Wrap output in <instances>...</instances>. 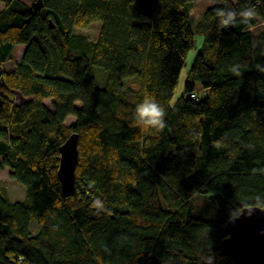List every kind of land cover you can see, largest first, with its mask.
<instances>
[{
  "label": "trees",
  "instance_id": "1",
  "mask_svg": "<svg viewBox=\"0 0 264 264\" xmlns=\"http://www.w3.org/2000/svg\"><path fill=\"white\" fill-rule=\"evenodd\" d=\"M213 1L192 24L191 0H0V170L25 188L13 203L0 187V264H201L210 247L215 264H235L220 250L225 224L264 195V0ZM248 7L254 19L221 27L217 8ZM94 23L95 41L76 32ZM145 96L165 108L163 130L136 123ZM73 134L65 197L60 148Z\"/></svg>",
  "mask_w": 264,
  "mask_h": 264
},
{
  "label": "water",
  "instance_id": "2",
  "mask_svg": "<svg viewBox=\"0 0 264 264\" xmlns=\"http://www.w3.org/2000/svg\"><path fill=\"white\" fill-rule=\"evenodd\" d=\"M79 136L70 135L60 148V163L57 172L62 194L71 197L75 193V170L78 164ZM249 207L229 220L224 227L227 236L222 241V255L230 257L235 264H264V209L254 210L250 215Z\"/></svg>",
  "mask_w": 264,
  "mask_h": 264
},
{
  "label": "rangeland",
  "instance_id": "3",
  "mask_svg": "<svg viewBox=\"0 0 264 264\" xmlns=\"http://www.w3.org/2000/svg\"><path fill=\"white\" fill-rule=\"evenodd\" d=\"M191 2L193 5V8L190 12L189 18L192 24H195L198 21V19L204 15L207 9L217 4L213 0H191ZM1 9H3V4L0 3V10ZM100 26H101L100 23H94L86 28L77 29L76 32L87 36L92 41H95L98 36ZM202 43H203V38L196 36L195 37V49L192 52H190V54L188 55L186 59L185 67L182 70V73L180 75L178 84L174 92V97L171 101V106H174L176 101L184 93V85H185L187 73L197 55V52L201 48ZM20 51H21L20 47H16L14 49L11 60L4 65V69L6 71L13 70L15 67V64L19 63L20 58H21ZM90 74L92 75V77L95 78L96 84L99 88H102L105 85L106 75L103 70L99 68H92L90 71ZM124 85L125 87L129 86V87L138 89L140 84L136 78H130L124 81ZM194 90H195L194 91L195 94L200 99H203L207 96V91L204 90L200 85H196ZM51 103H52L51 100L44 101L45 106L52 110ZM74 122H75V119L69 118L66 121V126H70ZM0 187H6L8 198L13 203L22 202L25 198V188L21 184L12 180L10 178L9 172L7 171L0 172ZM30 231L33 236H35L38 232V226L34 221L31 222Z\"/></svg>",
  "mask_w": 264,
  "mask_h": 264
},
{
  "label": "clouds",
  "instance_id": "4",
  "mask_svg": "<svg viewBox=\"0 0 264 264\" xmlns=\"http://www.w3.org/2000/svg\"><path fill=\"white\" fill-rule=\"evenodd\" d=\"M257 15L254 7H248L240 12L234 9L217 8L216 16L219 18L221 27L227 28L232 26L237 19V16L241 18L242 23H248ZM240 66L233 65L231 71L234 75L240 76ZM260 69V66H257ZM166 110L165 108L152 96H145L144 99L138 103L134 109V118L136 123L145 129H154L157 131L163 130L166 127L165 123ZM94 206L98 210H103L104 205L101 201L97 200L94 202ZM258 209H264V195L258 194L252 204L249 205V215ZM236 211L234 209L232 213ZM238 218V217H237ZM215 255L211 252V247L204 251L201 255V264H215Z\"/></svg>",
  "mask_w": 264,
  "mask_h": 264
},
{
  "label": "crops",
  "instance_id": "5",
  "mask_svg": "<svg viewBox=\"0 0 264 264\" xmlns=\"http://www.w3.org/2000/svg\"><path fill=\"white\" fill-rule=\"evenodd\" d=\"M18 47H20V49H21L20 53H21V55H22V53H23V51H24V46H18ZM3 171H7V172H9V175L11 174V172H10L8 169L0 170V172H3Z\"/></svg>",
  "mask_w": 264,
  "mask_h": 264
},
{
  "label": "built area",
  "instance_id": "6",
  "mask_svg": "<svg viewBox=\"0 0 264 264\" xmlns=\"http://www.w3.org/2000/svg\"><path fill=\"white\" fill-rule=\"evenodd\" d=\"M193 99H196L195 96H191Z\"/></svg>",
  "mask_w": 264,
  "mask_h": 264
}]
</instances>
